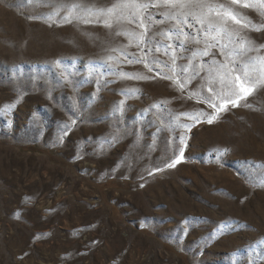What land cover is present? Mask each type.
<instances>
[{
    "label": "rangeland",
    "instance_id": "374dc122",
    "mask_svg": "<svg viewBox=\"0 0 264 264\" xmlns=\"http://www.w3.org/2000/svg\"><path fill=\"white\" fill-rule=\"evenodd\" d=\"M180 2L0 0V264H264V0Z\"/></svg>",
    "mask_w": 264,
    "mask_h": 264
},
{
    "label": "snow or ice",
    "instance_id": "6c2138e0",
    "mask_svg": "<svg viewBox=\"0 0 264 264\" xmlns=\"http://www.w3.org/2000/svg\"><path fill=\"white\" fill-rule=\"evenodd\" d=\"M233 2L234 3L238 2V0H233ZM171 6L184 7L185 5L181 3L180 0H172ZM244 6L248 7L249 5L245 3ZM73 7H77V6L74 5ZM220 7L223 6L221 5ZM225 15L230 16L232 20L239 23L236 16L233 15L231 12H226ZM184 22L187 23L186 20ZM199 22L201 24L203 23V21H199ZM188 26L191 27V25ZM211 27L212 26L210 25L209 28ZM220 31H226V30L217 29L218 34ZM176 34L179 37V35H182L184 33L183 30L181 29L178 30ZM213 39L215 40L216 37H213ZM217 43H219V41H217ZM219 46L222 50V54H224L223 50L227 48V44L219 43ZM260 47L264 48V45H261ZM200 54L208 55V52L204 51ZM248 64H249V68L241 70V69H237L234 63L232 67H229V64L227 63L221 64L218 61L213 60V66L209 68L210 80L213 82L218 80L221 86L225 89V92L223 94L217 92L214 97H212L207 101L209 107L215 109L214 114L208 117L209 123L213 122V120L216 118V114L226 110L229 104H231L232 106H238L240 99L245 98L248 95H251L256 90L257 86L264 83V56H257L254 59H250ZM189 68H191V65H189ZM189 68H185L183 70L188 71ZM256 71H259L261 75L255 79H252L250 72H256ZM194 74L199 75V72L197 71ZM181 87H183V85H181ZM209 91L212 92L213 89L210 87ZM215 101H219V103L217 104ZM168 166L172 167L174 165L170 164Z\"/></svg>",
    "mask_w": 264,
    "mask_h": 264
}]
</instances>
